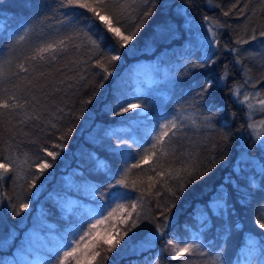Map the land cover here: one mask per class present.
Returning <instances> with one entry per match:
<instances>
[{
	"label": "trees",
	"instance_id": "trees-1",
	"mask_svg": "<svg viewBox=\"0 0 264 264\" xmlns=\"http://www.w3.org/2000/svg\"><path fill=\"white\" fill-rule=\"evenodd\" d=\"M119 2L130 6L117 5L109 14L132 36L127 44L87 9L61 0H0V105L11 104L13 95L22 105L0 106V162L8 156L20 164L18 174L0 180V242L7 241L0 258L12 261L13 251L24 248L27 224L56 233L90 223L84 207L90 200L79 193L84 181L106 204L109 221L84 245L86 252L76 254L82 264H208L217 253L223 264H244L249 239L258 248L251 261L264 264V229L257 224L264 215V174L246 161L235 166L242 144L251 146L249 112L264 118V0ZM183 13L214 29L212 47L197 43ZM170 23L174 28L157 34ZM61 40L64 47L45 53L44 61L31 59L36 48ZM138 65L148 74L131 71L117 86L123 71ZM131 103L145 113L123 112ZM173 117L179 127L165 138L169 154L142 163L162 121ZM104 126L111 135H95ZM116 127L136 136L123 141ZM42 149L56 152L55 159ZM42 162L51 164L43 174ZM189 164L194 175L178 177ZM121 179L127 187L117 183ZM216 200L227 207L212 210ZM22 204L28 207L21 210ZM187 239L199 249L173 258ZM48 256L56 264L51 250Z\"/></svg>",
	"mask_w": 264,
	"mask_h": 264
},
{
	"label": "rangeland",
	"instance_id": "rangeland-1",
	"mask_svg": "<svg viewBox=\"0 0 264 264\" xmlns=\"http://www.w3.org/2000/svg\"><path fill=\"white\" fill-rule=\"evenodd\" d=\"M181 16L184 18L185 26L189 24L193 26L194 29L191 30V33L198 44L204 47H212L214 45V29L210 25L205 24L202 26H198L194 24L191 19L187 17V15H185V13L181 14ZM170 28H174L173 23L168 24L167 27H165L163 30L160 29L157 34H164L166 30ZM209 29H211V31ZM152 48V43L147 46L148 50H151ZM130 68L133 69H130L128 71V68L123 71V73L117 80V86H121L124 84L131 71H133L134 73H141L144 76L148 74V68L146 66L138 65ZM138 112L145 113V110L139 108ZM251 116L252 113L249 112L248 117L250 118H248L246 122V134L247 137L250 138L251 146L248 147L247 145L242 144L240 154L238 156V161L236 162L235 166L236 168H238L240 165H244V162L246 161L248 162L246 166L253 165L256 170L261 172V166L264 165V159L261 158V152L264 150V118L254 119L251 118ZM165 121L166 120H163L162 123H165ZM249 124H253L255 126V129L249 128ZM115 129H117L115 130L117 132V136L120 137V139L123 141L128 142V138L132 140L136 136L135 131L132 129H122L121 131L118 127H116ZM102 132H105L106 135H111L110 132H112V130L108 126L100 127L96 131L95 135H100V133ZM254 143L257 145V147H253ZM254 151H257L258 155H256L257 152ZM81 186L82 187L79 192L80 195L90 200L85 201L84 207L86 208V213L89 215V217H92L91 222L82 227L68 225L63 229L58 230L56 233L54 231L50 232L34 227L30 228V226L27 224V229L21 234L24 248L21 250L15 249L13 251V264H43V261L50 259L48 256L49 250L52 251L53 257L55 258L54 262H56L57 264L58 258L55 255L56 251H60V254L62 255L63 249L61 248V246L65 242H71L73 241V239L79 241L80 236L84 235L85 232H88L89 235L85 237L83 241H80V250L76 254L79 255L78 253L86 252V250H84L85 248L83 249L84 245L88 244L90 238L99 233V231L102 229L103 223L109 221V219L108 213H105L107 210L106 204L102 200H99V198H97L96 194L93 192V190H91V187L84 181H81ZM212 210L216 211L215 208H212ZM98 221L99 223H97ZM93 225H95V227H92ZM9 231L11 233H14L13 229H9ZM7 235L9 238V234ZM107 240H110V236L109 238H107ZM191 241V239H187L186 243H191ZM28 252H30V254H28ZM256 254H258V248L255 247L249 250L247 254V261H245L244 264H254L251 259L253 255Z\"/></svg>",
	"mask_w": 264,
	"mask_h": 264
},
{
	"label": "snow or ice",
	"instance_id": "snow-or-ice-1",
	"mask_svg": "<svg viewBox=\"0 0 264 264\" xmlns=\"http://www.w3.org/2000/svg\"><path fill=\"white\" fill-rule=\"evenodd\" d=\"M133 3H135V0H132ZM211 2V0H210ZM61 3L64 6H74V7H79L82 9H87L88 12L93 13L95 17H97L105 26L106 29L109 33H112L115 37H117L119 40L123 41L124 44H127L128 41L132 39L131 35H125L120 27L114 26L115 24H119V18L116 17L115 20L113 18V15H110L111 9L115 8L117 5L121 9H125L129 7L130 5L126 2H119L118 0H61ZM236 5H233L235 7ZM104 11L105 14H101V12ZM229 13L224 12V15L227 16ZM146 15H150V13H146ZM205 19H209L208 17H205ZM3 26V22H0V27ZM211 31V29H209ZM27 34V29H25V34L19 35L18 39L16 40L17 43H20L25 40V36ZM261 36H264V32L260 33ZM252 39H255V37H252ZM93 44H95V41H92ZM238 44H247V40H237ZM123 46V45H122ZM64 47V41H58L56 43H48L46 45H41L40 47L35 49V55L31 57L32 60H38L39 61H44L46 59V56L44 55L45 53H51L54 50L62 49ZM78 47V46H77ZM233 52H236L237 49H233ZM56 57L52 56V59L54 60ZM113 60L118 59V57L113 56ZM237 63H240V58H237ZM19 69L21 71H27L25 68L24 64L21 63L18 65ZM250 71L249 69H245V72ZM4 76V72L2 69V66H0V77ZM224 77H221V80H223ZM247 83V80L245 81ZM211 86V82L205 85L204 91H207V89ZM233 95H237L239 93V87H236L232 90ZM9 100L12 101L11 104H9L7 101H5L2 105L4 108H19L22 107V105L18 104L17 97L10 96L8 97ZM248 100V96L244 97V100L240 101L241 103H245ZM260 104L262 107H264V100L260 101ZM249 108L252 107L251 104L248 105ZM142 108V105L140 104H134L131 103L128 105V107H125L122 109L123 112H129L130 110L134 109H139ZM183 119V117H181ZM179 127L178 120L176 117H173L172 119H166L165 123L160 124V132L153 137L155 143L152 144L151 148L152 151L146 152L145 155L141 158L142 163H147L149 162L153 156H156L157 153H159V157L157 159V162L159 163V160L166 157L169 153L167 148L165 147V138L169 137V134L171 133L172 136L176 135V132L173 131V129H176ZM249 128L255 129V126L253 124H249ZM259 138V137H258ZM42 151L46 152L47 156L53 157L55 159L57 153L54 151H48L47 149H42ZM5 162H0V180H3L5 176L10 173V172H16L18 174V170L20 169V164L17 162L15 158H11L8 156L4 157ZM23 163H28L27 160H25ZM135 167H138L139 164L134 165ZM51 164L47 162H42L38 164V168L41 174H43L44 170L47 168H50ZM195 165L194 164H189L181 169L177 170L176 175L180 177L181 179L184 178L182 174H186L189 178H191L194 173H195ZM261 172L264 173V165L261 166ZM128 170H125L124 172V177H127ZM162 174V173H159ZM171 174V173H170ZM38 178V177H37ZM151 179V177H149ZM32 183H35V179L32 181ZM117 183L124 185L127 187L125 179H121L117 181ZM135 186V183L133 184ZM183 185L181 184V188ZM169 191H172L169 189ZM28 207L27 204H22L21 205V210L26 209ZM210 208H215V209H220V208H226L227 205L223 200H216L213 202L212 205H209ZM133 208H135V205H133ZM262 212H264V209H262ZM17 215L19 213H16ZM264 215L261 216L260 219H257V224L261 229H264ZM99 223V221L97 222ZM92 227H95L93 225ZM130 231V230H129ZM89 235L88 232H85L84 235L80 236V240L77 241L73 239L71 242H65L61 248L63 249V254H60V251H56L55 255L58 258L57 259V264H68L70 260H75V264H82L81 260L76 256V253L80 250L79 245L80 241H83L85 237ZM7 241L5 242H0V247H3L4 244H6ZM169 245H172L173 248L177 247L176 245L173 244V241L169 240L168 241ZM255 245V241L252 239H249L247 247L249 249H252L253 246ZM199 245L196 243H188L185 244L184 247L180 248L178 251L175 252V255L173 258H176L184 253H191L195 249H199ZM201 255H206L205 253L201 252ZM96 255H99V253H96ZM94 258V257H93ZM0 264H13V261L8 260L7 258H0ZM43 264H51L50 261L45 260L43 261ZM208 264H223L222 260L220 259V254L217 253L214 256H210V259L208 260Z\"/></svg>",
	"mask_w": 264,
	"mask_h": 264
}]
</instances>
